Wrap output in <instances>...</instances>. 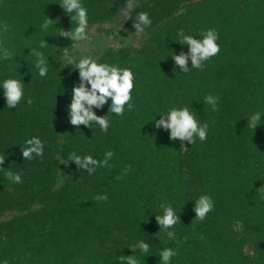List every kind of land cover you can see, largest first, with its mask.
<instances>
[{
    "label": "trees",
    "instance_id": "1",
    "mask_svg": "<svg viewBox=\"0 0 264 264\" xmlns=\"http://www.w3.org/2000/svg\"><path fill=\"white\" fill-rule=\"evenodd\" d=\"M81 2L89 27L121 25L127 9L122 27L135 33L137 13H149L152 25L139 48L122 41L93 58L132 69L135 108L108 114L109 98L102 108L93 106L97 116L108 115L106 133L95 123L73 126L71 93L79 71L63 59L72 41L60 36L77 26L72 14L62 0H0V25H10L7 33L0 30V45L14 57L4 60L0 52V264H119V256L133 255L139 264H160L164 248L178 252L170 264H264V198L257 191L264 187V0H133L132 7L128 0ZM48 18L52 24L42 29ZM209 28L218 30L221 51L204 70L194 69L178 32L203 39L200 32ZM44 39L48 46L40 48ZM32 48L49 57L45 77ZM69 51L77 61L86 56ZM182 53L188 54L183 67L172 58ZM9 78L21 81L24 91L11 109L3 89ZM209 94L219 96L216 111L204 102ZM185 106L200 125L209 124L205 142L173 140L170 128L155 126L169 108ZM255 112L262 117L254 130L247 118ZM32 136L43 141L44 156L25 160L21 148ZM73 151L101 161L113 151L112 167L89 175L69 160ZM7 170L20 173L23 183L7 180ZM104 194L107 202L95 200ZM202 194L211 195L215 207L200 222L195 200ZM161 203L181 217L168 230L173 240L156 220ZM140 240L149 244L147 254L130 249Z\"/></svg>",
    "mask_w": 264,
    "mask_h": 264
},
{
    "label": "clouds",
    "instance_id": "2",
    "mask_svg": "<svg viewBox=\"0 0 264 264\" xmlns=\"http://www.w3.org/2000/svg\"><path fill=\"white\" fill-rule=\"evenodd\" d=\"M133 0H128L127 7H132ZM63 10L72 14L70 16L71 21L76 22V27L70 31L60 32V36H67L71 41V47H65L63 49V59L68 61L70 65L75 66V69L79 71L80 83L79 86H74L72 89V101H71V121L73 126H79L81 124L92 128L93 123L99 126L101 131L107 132L110 127V120L107 116H97L93 111V106L102 108L109 100L112 101L109 113H114L117 116H123L125 113V106L127 110L131 111L135 108V105L131 102L132 91L134 88V73L131 68L120 67L116 64L99 63L91 56H81L79 60L72 55L69 51L71 48L73 51L77 49L80 42L88 41L90 36L88 34V10L82 4L81 0H62L60 4ZM53 19L48 18L41 24L42 29H47L52 24ZM152 25V20L147 12L137 13V18L134 22V28L137 33L144 32L146 27ZM0 30L7 33L10 30V25L4 22L0 25ZM200 36L203 39L194 38L192 35H186L184 29H180L178 32L179 43L187 44L190 47V55L192 59V68L204 70L205 62L210 58L216 56L221 51V46L217 43L219 39V32L216 29L209 28L202 30ZM48 46L46 40L40 42L39 47L45 48ZM30 55L35 57L34 65L39 71L40 77H45L48 73L49 57L46 58L44 53L36 48L30 49ZM0 52H2V58L4 60L13 59L12 52L9 48L0 45ZM176 64L179 66H185L187 64L188 54H181L179 56H172ZM190 69L184 67V73H189ZM90 85V88H89ZM4 95L6 98V106L8 108H15L22 97L24 96L23 83L17 79H5L3 82ZM219 96H213L211 94L205 96L204 102L212 106V110H217V103ZM27 103L31 105L33 103L32 98H28ZM160 120H155V126L159 128L161 125L165 129L170 128L171 139L175 140L179 138L180 142L187 140L192 144L196 143L195 137H198L201 142H205L208 136L209 124L207 122L200 125L190 111L189 107H171L169 110L160 115ZM167 117V120L164 119ZM262 113L255 112L251 114L247 120V127L256 129L261 123ZM23 158L25 160H32L35 156H44V143L38 136H32L30 139L24 141V147L21 148ZM35 154V156L33 155ZM113 151L105 153V158L101 160L94 159L91 155H85L83 157L76 154L75 151L69 154V160L74 162L80 169L86 170L89 175H92L98 167H112L109 164V160L114 156ZM4 157H0V165L4 164ZM91 166V167H90ZM3 168V167H2ZM5 169V168H4ZM131 170V165L125 168V173ZM6 179L15 183L22 184V176L20 173H14L11 170H7L5 173ZM262 198H264V187L257 190ZM107 194L95 196V200L107 202ZM196 217L194 220L203 222L209 212L214 210L215 202L211 195L202 194L196 200ZM159 207L163 210V215H156L161 230L166 232L168 238L173 240L176 238L174 231H168L173 228L178 222L181 221L180 215H176L173 207L167 203H161ZM203 239V237H201ZM130 249L135 253L136 249H139L142 253L147 254L149 252V244L140 240L137 244L130 246ZM178 255V252L172 248H164L159 252L161 258L160 264H170L173 257ZM119 264H139L135 255L133 256H119ZM3 264H9V261L5 259Z\"/></svg>",
    "mask_w": 264,
    "mask_h": 264
},
{
    "label": "rangeland",
    "instance_id": "3",
    "mask_svg": "<svg viewBox=\"0 0 264 264\" xmlns=\"http://www.w3.org/2000/svg\"><path fill=\"white\" fill-rule=\"evenodd\" d=\"M125 18L121 21V25L114 23L94 24L87 29L90 39L80 42L77 46L78 51L86 56L95 58V53H99L106 47L117 48L124 43H130L133 47L139 48L144 42L145 36L142 33L126 32L122 25L128 15V10L122 11ZM112 29V30H110Z\"/></svg>",
    "mask_w": 264,
    "mask_h": 264
}]
</instances>
